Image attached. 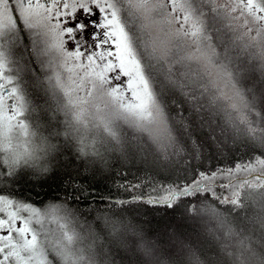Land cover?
Here are the masks:
<instances>
[{
    "label": "snow or ice",
    "instance_id": "obj_1",
    "mask_svg": "<svg viewBox=\"0 0 264 264\" xmlns=\"http://www.w3.org/2000/svg\"><path fill=\"white\" fill-rule=\"evenodd\" d=\"M90 5L102 14L98 27L104 29V38L97 42L94 52L85 55L79 47L68 50L65 41L84 25L77 24L73 29L63 26L62 20L74 17L79 9L89 13ZM128 17L147 38L142 41L143 51L137 46L138 37L132 33ZM217 20L232 33L227 44L220 29L213 26ZM21 25L44 45L39 51L49 56V66L54 69L49 81L54 80L53 87L62 94L65 108L86 104L97 86L106 89L112 114L105 131L116 144L123 139L120 124H126L145 135L166 161L185 154L199 159L202 145L193 136L192 121L195 116L203 128L202 113L207 110L212 118L222 117L234 140L246 139L258 149L259 154L247 163L230 169L193 171L181 184L170 185L164 194L150 196L144 202L172 208L183 198L210 194L214 201L231 209L222 210L205 199L188 210L215 223L216 230L223 234L222 252L229 264H264V206L251 218V230L239 229L230 214L247 207L241 200L242 189L248 190L244 201L256 190L264 198V91L257 95L245 83L253 65L264 81V0H0V165L9 175L21 162L19 154H9L10 134L22 129L24 137L29 135L23 118L28 102L19 87L20 70L14 68L12 60ZM213 33L219 43H214ZM145 57L155 63L145 62ZM60 69L66 71V77ZM117 69L127 77L126 87L110 86L109 73ZM154 72L162 79H157ZM165 88L185 98L190 106L187 117L170 118L163 99ZM181 131L190 144L183 142ZM83 140L80 137L81 143ZM80 152L88 154L84 148ZM238 173L246 175L238 179ZM220 176L230 179L220 185L218 194L215 182ZM225 189L230 190L227 196L222 194ZM60 211L55 205L38 209L0 195V264H97L95 244L77 246L86 237L68 227L71 212L67 209H63L66 223L61 224L60 234L41 239L34 225H42L43 219ZM120 231L122 227L113 228V234ZM130 234L134 239L125 241L124 247L135 248L145 264H166L142 233L130 229ZM187 264L205 261L189 248Z\"/></svg>",
    "mask_w": 264,
    "mask_h": 264
},
{
    "label": "trees",
    "instance_id": "obj_2",
    "mask_svg": "<svg viewBox=\"0 0 264 264\" xmlns=\"http://www.w3.org/2000/svg\"><path fill=\"white\" fill-rule=\"evenodd\" d=\"M128 20L132 33L138 37L137 46L143 51L142 41L147 38L138 31V25L131 17ZM213 26L220 29L225 44L231 41L232 33L227 30L224 22L217 20ZM21 35L23 38L26 34ZM213 35L214 43H219L215 40V33ZM219 50H223V45H220ZM13 51L19 57V63H14V68L20 70L19 87L26 100H31L37 106L47 102L59 103L62 94L49 81V70L41 67L40 60L33 56L29 44L27 45V38L21 39ZM145 62L155 63L147 61L146 57ZM252 67L253 71L249 73L245 83L260 95L264 91V81L259 71L255 70V65ZM154 75L157 79H162L158 73L154 72ZM41 80L43 87L38 86ZM163 99L170 118L188 116L190 106L179 92L165 88ZM36 115L45 123L55 122L57 127L59 120L62 124H67L63 112L56 115L38 110ZM202 115L205 122L203 128L199 127L200 121L195 116L192 121L193 136L202 145L199 159L185 154L166 161L145 135L126 124H120L122 142L120 146L113 145L108 149L106 167H102L99 163H90L88 159L82 158L95 155V141L84 137L81 143L80 137H76L73 130L67 127L61 131L56 152L46 158L49 163L48 171L45 169L46 172L37 173L28 166H19L9 175L6 168L0 165V195L38 209L58 206L61 211L54 215L57 222L55 231L66 223L62 217L63 209H67L71 212L68 227L85 236L89 244H95L105 254L104 261L108 264H144V257L135 248L124 247L125 241L134 239L130 229L142 233L146 240L155 244L156 255L166 264H187L189 248L195 250L205 264H229L222 252L225 243L223 234L213 229L216 228L215 223L199 214L190 213L188 209L190 205H198L205 199L222 210H230V205L219 204L210 194L183 198L172 208L144 202L150 196L164 194L163 190L170 185L181 184L185 176H190L193 171L234 168L236 164L247 163L254 155L259 154V150L253 149L246 139L234 140L221 116L212 118L207 110ZM179 135L186 145L190 144V141L184 139L182 131ZM81 148L88 154H82ZM245 175L238 173L237 177L239 179ZM229 179L225 176L218 177L215 182L218 194H221L220 185L228 184ZM233 183H237V180H233ZM240 191L241 200L247 207L230 214L239 229L251 230L254 225L250 220L261 211L264 198L260 196V190H256L250 199L244 201L248 190ZM222 194L227 196L230 190L225 189ZM134 197L140 199L135 203H121L132 201ZM114 227H122L123 231L113 234ZM207 227L215 231L216 238L207 232L203 234ZM166 230L176 232L178 246L168 242ZM57 233L60 234V231ZM46 235L51 237L49 233H43L41 239Z\"/></svg>",
    "mask_w": 264,
    "mask_h": 264
},
{
    "label": "clouds",
    "instance_id": "obj_3",
    "mask_svg": "<svg viewBox=\"0 0 264 264\" xmlns=\"http://www.w3.org/2000/svg\"><path fill=\"white\" fill-rule=\"evenodd\" d=\"M38 86L43 87V80L38 82ZM27 102L23 118L29 127V135L24 137L21 134L22 129H14L10 134L13 139L9 154H19L20 166H28L37 173L48 171L49 163L46 158L56 152L61 131L69 127V125H71L70 128L72 130H75L73 132L76 137H87L89 141H95V155L82 156V158L88 159L90 163L95 162L102 167H106L105 161L108 158V149L113 145L120 146L105 131V125L109 124L111 120L112 108L106 89L100 86H97V90L86 104L78 105L75 108H65L63 100L56 104L47 102L39 106L33 104L31 100H27ZM97 106L99 110H97ZM81 109L84 110L82 113ZM38 110L55 113L56 115L63 112L67 124H62L60 120L58 127L55 122L45 123L36 115ZM76 115L80 116L79 120L75 119ZM109 126L114 127V125ZM25 145L27 146V151H25ZM88 244L85 239L77 246L86 248ZM140 255L143 257L141 253ZM104 259L105 254L97 249V264H104Z\"/></svg>",
    "mask_w": 264,
    "mask_h": 264
},
{
    "label": "rangeland",
    "instance_id": "obj_4",
    "mask_svg": "<svg viewBox=\"0 0 264 264\" xmlns=\"http://www.w3.org/2000/svg\"><path fill=\"white\" fill-rule=\"evenodd\" d=\"M102 14H100V11L95 7L90 5V12L85 13L83 9H79L77 13L74 15V17H68L62 20V25L65 27H70L73 29H76L77 24L84 25V28L82 30H76L72 34V38L69 39L67 36L65 37L66 41V47L68 50H75L77 47L85 54L88 55L91 52H94L96 50V44L98 41L102 40L104 29L98 27L101 23ZM20 32L25 33L26 35H23V38H27V45L29 44L33 56L41 63V67L44 69L49 70V74L53 76L54 69L49 66V56L43 54L42 51H39L43 49L44 45L40 42V39L33 33H29L28 31L24 30L22 25L20 26ZM20 33V40L23 39L22 35ZM19 40V41H20ZM54 55V54H53ZM19 57L14 54V51L12 50V60L14 63L18 64ZM61 72L62 77H66L67 73L63 69L59 70ZM119 76V80H116L115 77ZM109 79L111 81L110 86L112 87H126V81L127 77L122 76L119 73V70L117 69L115 72L109 73ZM54 84V80L51 81ZM83 95V93H80ZM54 216H49L42 220V225H34L38 231H40V234L43 233H49V235L52 238H55V234L57 233V230H54L55 222ZM52 223L54 226H52ZM60 227V226H59ZM207 227L206 231H203V234L207 232V234L214 236L216 238V235L214 232L216 231V228L214 227L215 231ZM166 234L168 235V242L172 245L178 246V240H177V234L174 230H166ZM152 243V242H151ZM155 248L156 245L154 244Z\"/></svg>",
    "mask_w": 264,
    "mask_h": 264
}]
</instances>
